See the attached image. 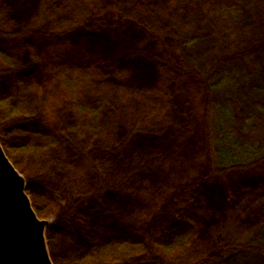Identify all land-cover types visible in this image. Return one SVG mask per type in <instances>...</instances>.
<instances>
[{"label":"rangeland","instance_id":"1","mask_svg":"<svg viewBox=\"0 0 264 264\" xmlns=\"http://www.w3.org/2000/svg\"><path fill=\"white\" fill-rule=\"evenodd\" d=\"M170 1L0 0V143L48 221L53 264H127L151 248L187 264L216 250L228 219H264V163L188 186L211 166L202 83L169 75L172 38L113 18Z\"/></svg>","mask_w":264,"mask_h":264},{"label":"trees","instance_id":"2","mask_svg":"<svg viewBox=\"0 0 264 264\" xmlns=\"http://www.w3.org/2000/svg\"><path fill=\"white\" fill-rule=\"evenodd\" d=\"M42 13L46 15L45 8ZM113 18L141 24L158 38H172L178 65L172 71L165 67L169 75L192 74L202 83L211 166L188 186L264 163V0H235L217 8L208 1L171 0L165 10L149 14L139 3H127ZM216 243V250L187 264H264V219L239 225L230 218L218 226ZM127 264L175 263L151 248Z\"/></svg>","mask_w":264,"mask_h":264},{"label":"water","instance_id":"3","mask_svg":"<svg viewBox=\"0 0 264 264\" xmlns=\"http://www.w3.org/2000/svg\"><path fill=\"white\" fill-rule=\"evenodd\" d=\"M26 181L0 143V264H53Z\"/></svg>","mask_w":264,"mask_h":264}]
</instances>
